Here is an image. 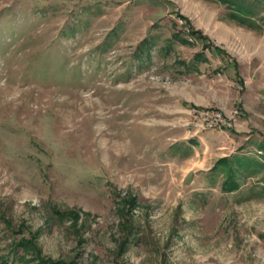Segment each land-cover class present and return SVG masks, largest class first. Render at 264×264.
<instances>
[{
  "label": "rangeland",
  "instance_id": "obj_1",
  "mask_svg": "<svg viewBox=\"0 0 264 264\" xmlns=\"http://www.w3.org/2000/svg\"><path fill=\"white\" fill-rule=\"evenodd\" d=\"M245 1L0 0V264H264Z\"/></svg>",
  "mask_w": 264,
  "mask_h": 264
},
{
  "label": "trees",
  "instance_id": "obj_2",
  "mask_svg": "<svg viewBox=\"0 0 264 264\" xmlns=\"http://www.w3.org/2000/svg\"><path fill=\"white\" fill-rule=\"evenodd\" d=\"M218 1H220V0H218ZM242 1H239V0H224L223 1V0H221V2H225V3L230 4L229 8L231 9V11H233L232 10L233 8L238 9L239 14H235L234 15V12H229L228 13V15H229V17L231 19H236V21L238 23H240V24H242V25H244L246 27H253V24H252L253 22L250 21L249 16L254 11L253 10V6L254 5H249L250 4L249 1H245V0H242ZM249 23H251L252 25L249 24ZM203 47H208V46L204 44ZM198 57H200V53L194 54V58H198ZM230 182H232V181L228 180V182L227 183L225 182V183H226V185H228V184H231ZM20 247H22V245ZM22 249H23V247L21 248V250ZM2 262H3V264H9V263H7L6 260H2ZM10 264H13V263H10ZM33 264H67V263H65L63 261L56 262V261H52L50 258H47L45 260L44 259H37L36 262H34Z\"/></svg>",
  "mask_w": 264,
  "mask_h": 264
},
{
  "label": "crops",
  "instance_id": "obj_3",
  "mask_svg": "<svg viewBox=\"0 0 264 264\" xmlns=\"http://www.w3.org/2000/svg\"><path fill=\"white\" fill-rule=\"evenodd\" d=\"M211 50V48H205V47H203V46H201V48H200V50L198 51V52H196V53H200V57H198V58H195L196 59V61H195V63H194V65H193V69H194V72H196V70H200V69H198V67H199V63H201V64H205L204 66L206 67L207 66V64H206V62H207V51H210ZM195 53V54H196ZM198 60V61H197ZM182 62H180V64H181ZM204 67V68H205ZM206 70V69H205Z\"/></svg>",
  "mask_w": 264,
  "mask_h": 264
},
{
  "label": "built area",
  "instance_id": "obj_4",
  "mask_svg": "<svg viewBox=\"0 0 264 264\" xmlns=\"http://www.w3.org/2000/svg\"><path fill=\"white\" fill-rule=\"evenodd\" d=\"M215 124V123H214ZM209 126L211 125L210 123L208 124Z\"/></svg>",
  "mask_w": 264,
  "mask_h": 264
}]
</instances>
